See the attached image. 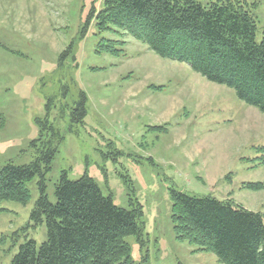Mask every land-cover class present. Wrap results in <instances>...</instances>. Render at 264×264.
Here are the masks:
<instances>
[{"label": "rangeland", "instance_id": "obj_1", "mask_svg": "<svg viewBox=\"0 0 264 264\" xmlns=\"http://www.w3.org/2000/svg\"><path fill=\"white\" fill-rule=\"evenodd\" d=\"M239 1L259 43L264 0ZM103 4L0 0V169L29 165L51 146L43 170L51 204L65 173L71 182L87 175L118 208L140 205V237L125 239L132 264H221L176 238L170 194L227 201L264 224V114L188 64L159 58L121 30H100ZM81 94L85 115L76 121ZM39 181L25 183L26 203H0V264L26 241H46L45 223L30 221Z\"/></svg>", "mask_w": 264, "mask_h": 264}, {"label": "trees", "instance_id": "obj_2", "mask_svg": "<svg viewBox=\"0 0 264 264\" xmlns=\"http://www.w3.org/2000/svg\"><path fill=\"white\" fill-rule=\"evenodd\" d=\"M100 30H121L162 59L186 63L207 81L232 89L243 103L264 114V30L256 42V22L239 0H104L95 16ZM112 46L115 42H109ZM100 49L116 53L111 47ZM85 97L76 103V121L85 115ZM55 149L39 150L31 164L0 169V203H26L25 183L38 176L40 196L30 214L45 223L39 248L19 246L10 264H132L125 239L140 237V205L114 206L87 175L68 181L62 173L55 203L45 194L44 172ZM171 223L177 239L213 254L221 264H264L263 217L230 202L188 197L171 191Z\"/></svg>", "mask_w": 264, "mask_h": 264}]
</instances>
